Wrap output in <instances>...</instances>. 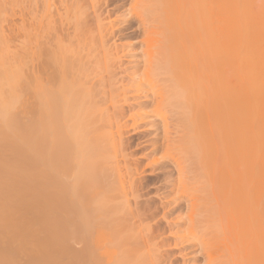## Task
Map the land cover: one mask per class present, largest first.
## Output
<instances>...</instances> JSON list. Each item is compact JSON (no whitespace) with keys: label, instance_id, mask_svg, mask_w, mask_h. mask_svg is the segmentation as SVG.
<instances>
[{"label":"bare ground","instance_id":"obj_1","mask_svg":"<svg viewBox=\"0 0 264 264\" xmlns=\"http://www.w3.org/2000/svg\"><path fill=\"white\" fill-rule=\"evenodd\" d=\"M245 1L0 0V264H231V238L264 264V21ZM170 117L221 168L225 225L195 220L212 175L183 171ZM146 118L166 190L144 199L122 144Z\"/></svg>","mask_w":264,"mask_h":264},{"label":"rangeland","instance_id":"obj_2","mask_svg":"<svg viewBox=\"0 0 264 264\" xmlns=\"http://www.w3.org/2000/svg\"><path fill=\"white\" fill-rule=\"evenodd\" d=\"M244 1V0H243ZM249 1V2H248ZM264 0H247V1H245L243 4H244V6L243 7H247L248 6V11H249V13H248V15H246V17L248 16V17H250V15H251V19H255L256 17L258 18H256L255 20L257 21H264L263 19H264ZM241 3V4H242ZM258 3V4H257ZM261 3V4H260ZM241 4H238V5H240L239 7H242V5ZM247 4V6H245ZM257 7V8H256ZM251 8H253L254 9V12H253V9H251ZM256 10V11H255ZM263 10V11H262ZM262 11V12H261ZM258 12V13H257ZM257 13V14H256ZM260 13V14H259ZM262 14V15H261ZM245 17V18H246ZM259 18H261L260 20H259ZM246 19H249V18H246ZM238 22V21H237ZM264 25V24H263ZM260 26H262V24L260 25ZM263 28V27H262ZM130 34H132V31L131 32H129V31H127L126 32V35H130ZM257 44L260 46V50H261V52L263 51L264 52V36L262 35L261 37H260V39H258L257 41ZM263 45V46H262ZM245 88V82L243 81V89ZM263 97V100H264V96H262ZM263 103H264V101H263ZM149 109V110H148ZM262 109H263V111H262V113H264V105H263V107H262ZM17 110H19V109H16V111ZM28 110V109H27ZM26 110V112H21V111H19L21 114H23V113H25V115H28L29 113V111L30 110H28L27 111ZM145 111H148L147 113H149L150 114V116H155L154 118H157V115L159 114L157 111H161V112H164V111H166V112H168V111H174V110H176V109H174V110H172V109H153L152 107H148L147 109H144ZM164 110V111H163ZM177 110H180V109H177ZM186 111L188 110V109H185ZM26 113H28V114H26ZM128 113V112H127ZM20 114V115H21ZM153 114V115H152ZM20 115H19V117H20ZM23 116V115H22ZM21 116V117H22ZM28 116H30V115H28ZM28 116H26V118L28 117ZM25 118V116L23 117V119ZM151 118V117H150ZM171 118V117H170ZM126 120H127V123H131L132 122V120L130 119V118H125ZM169 119V118H168ZM174 118H171L170 120H168V121H170V122H172V123H176L175 124V126H176V128L174 127V124L172 125V123H170L171 125H169L170 127V132L171 133H169V135L170 136H174V135H172V133L173 132H175V131H179V133L181 134V132H184V131H186V134H187V136L185 137V138H183L182 140H178L177 142L175 141V140H173V142L174 143H172V147H171V152H173L174 153V156H178V157H182V156H187V157H191V158H189V160L190 161H188V160H184L185 161V163H186V161H188V162H190V163H187V164H189V166H187V164L186 165H182L183 166V171L185 170V169H187L186 170V172L188 173V176L189 177H191V176H201V175H204L205 173L204 172H207V174H211L212 175V178H209V179H211L212 181H210L209 183H210V185H208V186H206V185H204V183L202 182V181H199V182H202L203 183V185L202 186H206L205 188H207V187H210V189H211V187H213L214 188V191H213V193H208V192H211L212 190H210L209 189V191L207 192L208 194H209V196H206L205 194H207V193H205L204 195H205V199H201L202 201H204V202H202L201 200H199L197 203H200L198 206H201L200 208H202V209H200V210H203L204 212L201 214H199L198 216H196L195 217V220H198V221H202L201 223H205L206 221H211V222H213L214 223V221H217V220H215V217H216V219H217V217H220V218H218L219 220L217 221V224H218V222H220L221 223V219H224L225 217H224V213L223 214H221V213H219V212H217V209L215 208L216 206H218V205H220V203H221V201L219 202L217 199V196L219 195V192L217 191V188L219 187L218 185L221 183V181H220V179L218 178V173L221 171V168H219V165H218V163L217 164H215V165H206V166H202L201 168H200V166L202 165L201 164V157H200V154H199V151L197 150L198 149V147H196L195 145H193V142L192 141H190L191 139L189 138L190 137V134L188 133V131L189 130H187L188 129V123H187V120H186V129L184 130L183 128H184V123L183 124H180V119L178 120L176 117H175V119L173 120ZM26 120V119H25ZM144 121H141V122H139L138 123V125H139V127L137 128V131L136 132H134L133 133V131H132V129L130 128V127H128V128H126V130H127V132L123 135L124 136V138H126L127 139V141L125 142V141H123L124 143L122 144V145H124V144H126L124 147L125 148H127L126 149V152L129 154L128 156H130L129 158V162L131 163V166L132 165H134V163H138L137 164V167L138 168H140L141 170H143V172L142 173H144V172H146V173H144V174H139V176H141V178H142V182H141V185H142V189L140 190V192H141V194H142V198L144 197V199L145 198H148V197H155L156 195H154L155 194V188L157 187V186H159L158 188H160L161 190H164L165 189V187H166V185H165V187L163 186V185H161V183H160V181H158V180H160L162 177H163V175L161 174L162 173V171L159 169V168H152L151 169V167L147 164L148 163V161L150 160V158H152L153 157V155L150 153V150H148V149H150L149 147V144H148V142H147V137L146 136H148L147 135V133H149V132H151V131H149L148 132V130L147 129H145L146 127H145V121H148V120H150V119H148V118H146V120L145 119H143ZM190 120V119H189ZM123 120H121L120 122H122ZM179 123V124H178ZM179 125H181V126H179ZM177 126H179V127H177ZM143 127V128H142ZM142 128V129H141ZM168 128V129H169ZM174 128V129H173ZM143 130V131H142ZM144 130H147V131H144ZM182 130H184V131H182ZM193 130V129H192ZM129 132H131V133H129ZM141 132V133H140ZM176 132V134H178ZM133 133V134H132ZM193 133V132H192ZM191 133V136H193V134ZM129 136V137H128ZM131 137V138H130ZM173 138H176V136L175 137H173ZM178 138H182V137H178L177 136V139ZM143 139H147V140H143ZM185 141H189L188 142V144H184L183 142H185ZM128 142V143H127ZM146 142V143H145ZM179 143H181V144H179ZM184 144V145H183ZM128 145H130L129 147H128ZM138 145V146H137ZM180 145H182V146H180ZM140 146V147H139ZM144 146V147H143ZM187 146V147H186ZM189 146V147H188ZM182 147H184V148H182ZM129 148V149H128ZM191 148H193V149H191ZM178 150V151H177ZM196 151V152H192V151ZM144 151V152H143ZM175 151V152H174ZM183 153H185V154H183ZM195 153V154H194ZM132 154V155H131ZM149 154V155H148ZM160 154V153H159ZM197 154V155H196ZM152 155V156H151ZM142 156V157H141ZM146 156V157H145ZM131 157H133V158H131ZM156 157V156H155ZM121 156H119L118 158H116V161H119L118 163H120L119 165L120 166H122V164H123V158H121ZM119 159V160H118ZM133 159H134V161H133ZM138 159V160H137ZM161 159V158H160ZM185 159H187L186 157H185ZM200 159V160H199ZM140 160V161H139ZM137 161V162H136ZM166 161V162H165ZM184 161L182 160V162L184 163ZM218 161V160H217ZM193 162V163H192ZM200 162V163H199ZM211 162H215L214 160H212ZM122 163V164H121ZM163 163H166L167 165V167L166 168H168V169H170L172 172V177H175V168L172 166V163H170V162H168L166 159H164V158H162L161 159V161H159V164H158V167H160L161 165H165V164H163ZM184 163V164H185ZM169 164H171V165H169ZM145 165V166H144ZM148 165V166H147ZM160 165V166H159ZM145 167V168H144ZM156 167V166H155ZM194 167H196V168H194ZM199 167V168H198ZM210 167L212 168V169H210ZM214 167H216V168H214ZM174 168V169H173ZM139 169V170H140ZM154 169H156V170H154ZM168 169H164L163 171H165V170H168ZM190 169H191V171H190ZM152 170H154V171H152ZM188 170L190 171V172H192V173H189L188 172ZM199 170V171H198ZM203 170H205V171H203ZM211 170V171H210ZM157 171V172H156ZM173 171H175V172H173ZM185 172V171H184ZM215 172V175H216V178H215V175L213 176V174L212 173H214ZM222 172V171H221ZM150 173V174H149ZM154 173V174H153ZM187 173H185L184 175L187 177ZM161 175V176H160ZM155 176H156V178H155ZM207 176V175H206ZM209 176V175H208ZM149 177V178H148ZM194 177L193 179H195V178H197V179H199L200 178V180H203L204 178H205V175L204 176H202V177ZM148 178V179H147ZM187 179H189L188 177H187ZM191 179V178H190ZM192 179V180H193ZM208 179V178H207ZM213 180H216V181H214L213 182ZM195 181V180H194ZM194 181H188L189 183H193V184H195L196 182H197V180L194 182ZM206 181H208V180H206ZM145 182V183H144ZM201 183V184H202ZM209 183H207V184H209ZM149 184V185H148ZM153 184V185H152ZM197 184V183H196ZM201 184L199 183V185L201 186ZM217 184V185H216ZM146 185V186H145ZM155 185H156V187H155ZM198 185V184H197ZM197 185H193V188H195L194 186H197ZM199 186V187H200ZM216 186V187H215ZM149 188V189H148ZM197 188V187H196ZM144 189H146V190H144ZM202 189H204V187H201V189H200V191L199 192H201L202 191ZM151 190V191H150ZM156 190H157V188H156ZM166 190V189H165ZM196 190V189H195ZM198 191H196V192H198ZM204 191H206V189L204 190ZM197 193V194H202L203 195V193ZM195 193V192H194ZM207 194V195H208ZM211 194H213V195H211ZM217 194V195H216ZM203 195V196H204ZM211 196V197H210ZM220 196V195H219ZM207 197H208V199H207ZM209 198H211V200L209 199ZM217 198V199H216ZM207 199V200H206ZM218 201L219 203H217L216 201ZM211 203V204H210ZM155 205H158L159 204V200L158 199H155V203H154ZM204 206H203V205ZM218 204V205H217ZM207 205V206H206ZM205 207V208H204ZM213 208H215V210L213 209ZM217 208H219V207H217ZM210 210L211 211H216V212H213V213H216L217 215L215 216L214 214H212L211 212H210ZM197 212H198V209H197ZM199 212H201V211H199ZM210 213V214H209ZM158 215V216H157ZM200 215H202V218L200 217ZM207 215V216H206ZM211 215H214V216H211ZM219 215V216H218ZM209 216V217H208ZM160 217H161V210L158 212V213H155V217H154V220H159L160 219ZM205 218V219H204ZM213 220H212V219ZM202 219V220H201ZM206 220V221H205ZM148 221V220H147ZM150 221V220H149ZM197 221V222H198ZM203 221H205V222H203ZM224 221V222H223ZM222 222L224 223V224H222V225H225V219L223 220ZM153 222V221H152ZM197 222H195V225H194V228L192 227V229H197L198 231L197 232H199L198 234H205V233H208L209 232V234L208 235H206V237L207 236H210L211 234H210V232H215V229L217 228L218 230H219V227H217L216 226V228H214L213 229V227H215V226H213V225H211V223H209V222H207L208 224H210V226L212 227H208L207 225L206 226H204L203 228L202 227H199V225H201V223L200 222H198L199 223V225H198V223ZM196 223H197V225H196ZM194 224V223H193ZM214 224H216V223H214ZM216 224V225H217ZM162 225H164V222H163V224ZM221 225V229H222V226ZM226 226H227V224H226ZM226 226H224V227H226ZM207 227V228H206ZM227 228V227H226ZM199 229H201V230H199ZM203 229V230H202ZM206 229V230H205ZM210 229H212L211 231H209ZM220 229V230H221ZM219 230V231H220ZM224 230H226L225 228H224ZM206 231V232H205ZM216 232H217V230H216ZM215 232V233H216ZM197 234V233H196ZM214 234V233H213ZM170 239H172V238H170ZM233 238H231V239H229L231 242H229L230 244L228 245V249H224V246H227V242H226V245H224L223 247H222V249H218L217 251L219 252L220 251V253H217V252H215L216 253V256L215 257H217L218 256V258H219V255L220 254H232L233 255V257H234V259L233 260H231V264H237V262H238V264H246L245 262L247 261V259H249L250 261L252 260V259H254L253 258V253H252V256H251V254H249L248 255V257H243V256H245V254H246V252L244 251V249H242V250H240V247L241 248H243L242 246H245V245H242V244H240V243H244L243 241H239V242H235V240H232ZM228 240V241H229ZM171 241V240H170ZM233 241V242H232ZM245 244V243H244ZM249 244H250V242H249ZM71 245H73V247L74 246H76V248H78V244L77 243H73L72 242V244ZM242 245V246H241ZM247 245V244H246ZM251 246V245H250ZM246 247V246H245ZM76 248H74V249H76ZM227 248V247H226ZM250 248V247H249ZM252 248V247H251ZM237 249L239 250V251H237ZM223 250V251H222ZM229 250H231V251H229ZM251 249H249V250H247L248 252L247 253H249V251H250ZM172 251V250H171ZM240 251H242V254L240 253ZM173 253V255H175V256H177L176 257V261L177 262H181V258L178 256V252H177V250L176 249H174L173 251H172ZM222 252V253H221ZM230 252V253H229ZM245 252V253H244ZM252 252H253V248H252ZM244 253V254H243ZM218 254V255H217ZM236 254V255H235ZM243 255V256H241V255ZM223 256V255H222ZM247 256V255H246ZM257 256V255H256ZM237 257V258H236ZM238 257H240V258H238ZM22 258H24V257H22ZM236 258V259H235ZM245 258H247L246 259V261H245ZM17 259V258H16ZM220 259H222L221 257L219 258V260ZM21 260H24V259H21V258H19L18 259V261L19 262H21L22 263V261ZM214 260H215V258H214ZM219 260H215V261H217L218 263H220L219 262ZM235 260H237V262L235 261ZM175 261V262H176ZM235 261V262H234ZM255 260H252V262H250V263H253ZM176 262V263H177ZM179 263H177V264H179ZM212 263H213V261H212ZM217 263V264H218ZM247 264H248V261H247ZM254 264V263H253Z\"/></svg>","mask_w":264,"mask_h":264}]
</instances>
